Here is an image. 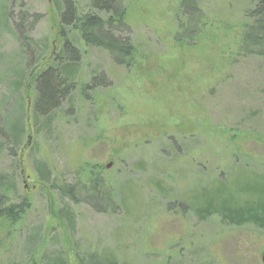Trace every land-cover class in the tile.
<instances>
[{
	"label": "rangeland",
	"instance_id": "374dc122",
	"mask_svg": "<svg viewBox=\"0 0 264 264\" xmlns=\"http://www.w3.org/2000/svg\"><path fill=\"white\" fill-rule=\"evenodd\" d=\"M64 1L0 0V183L11 187L9 202L30 204L17 223L0 221V264H262L264 227L252 216L236 225L197 214L207 204L264 202V55L243 51L241 40L257 0H195L200 29L180 40L197 21L193 4L118 0L126 15L115 34L134 46L128 63L79 41L78 85L52 115L34 116L30 59L55 54ZM21 13L24 25L39 16L32 51L14 25ZM25 109L29 127L15 139ZM93 168L112 210L43 185L47 169L60 184Z\"/></svg>",
	"mask_w": 264,
	"mask_h": 264
},
{
	"label": "trees",
	"instance_id": "16d2710c",
	"mask_svg": "<svg viewBox=\"0 0 264 264\" xmlns=\"http://www.w3.org/2000/svg\"><path fill=\"white\" fill-rule=\"evenodd\" d=\"M254 0H248L251 2ZM259 0L256 1L255 7L249 8L246 12L247 18H251V22L246 23L243 27L242 34V50L248 53H256L264 55L263 50L257 49H245L243 45L246 44H260L264 46V0H262L259 6ZM89 9L86 12H80L77 9V5L73 0H65L64 10L62 12L57 11L56 15V28L54 31V42L56 39L58 42L54 44L56 48L55 54H51L50 60L45 59L44 56L37 55L33 59H30L29 74L27 75L26 82L28 86H32V98H33V115L36 116L37 109L42 115H52V113L59 107L61 100H68L72 94L73 88L78 85L76 82L75 74L77 73L78 62L82 55V48L78 46V42L81 41L84 45L101 48L107 52L109 57L118 64H127L128 58L131 57L134 46L130 44L128 40H121L116 36L118 29L125 24L124 7L121 6V2L118 0H89ZM261 2V1H260ZM193 4V9L197 13V21L192 26V29L182 35L179 32L176 35V39L188 38L192 39L191 34L197 33L200 29L199 23L202 22V13L197 8L195 0H182L180 9L184 11L186 4ZM120 7L118 11L114 7ZM103 10V12H100ZM184 17H190L185 15ZM22 21L20 23L14 22V25L20 29V35L23 39V48L29 51L34 50L36 47V41L30 37L32 23L38 20L39 16L33 14V22L29 25H24L23 20L26 16L21 13ZM191 18V17H190ZM185 20V19H184ZM184 20L179 24V28H184ZM186 21V20H185ZM69 25L71 28H69ZM70 30H73V35L70 34ZM53 47V48H54ZM54 48V50H55ZM57 49H59L57 51ZM63 56H67V60L64 61ZM42 57L44 61L41 62ZM43 67H39V64ZM85 84L83 87H85ZM27 86V87H28ZM27 90H25V93ZM22 117L12 128L13 138L17 139L19 136L25 133L27 127H29L28 119L30 115L28 109H25ZM20 139V138H19ZM20 145V143L18 144ZM10 152L13 154L12 147H9ZM93 167V166H89ZM40 170V169H38ZM45 170V169H44ZM45 171L46 177H42L43 185H46L49 189L56 188L60 194L67 196L74 202L88 201L91 206L97 211L104 212L107 208L110 210L115 207L112 206V191L108 189L105 184V180L100 178L98 172L93 168L89 170L88 174H82L77 170L75 172L73 181L57 183V180H49L48 176L51 174V170ZM1 179V178H0ZM48 179V180H47ZM47 180V181H46ZM11 190L10 186H4L0 183V221L5 224H15L22 219L23 214L29 207V201L22 198L17 203L9 202L8 192ZM264 195V188L261 190V195ZM260 195V197H261ZM89 196L91 199H100L105 202V207L99 206L96 203L86 199ZM258 197V198H260ZM52 198H49V203ZM54 202V201H53ZM244 206H238L234 208L230 205L219 203V205L207 204L203 210L197 209L199 218L205 219L207 215L219 213L223 221H229L236 225L246 220L247 217L252 216V220L260 227H264V202L260 200H250L249 203ZM65 264V263H64ZM107 264H118L116 260H109ZM124 264V263H119Z\"/></svg>",
	"mask_w": 264,
	"mask_h": 264
},
{
	"label": "water",
	"instance_id": "95a60500",
	"mask_svg": "<svg viewBox=\"0 0 264 264\" xmlns=\"http://www.w3.org/2000/svg\"><path fill=\"white\" fill-rule=\"evenodd\" d=\"M110 163L107 164V167L109 166ZM260 260L262 261V264H264V250L261 253Z\"/></svg>",
	"mask_w": 264,
	"mask_h": 264
}]
</instances>
